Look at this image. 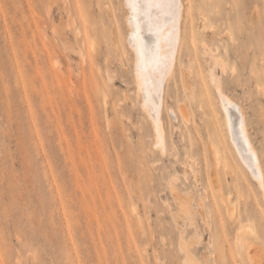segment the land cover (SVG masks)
Masks as SVG:
<instances>
[{"label": "rangeland", "instance_id": "rangeland-1", "mask_svg": "<svg viewBox=\"0 0 264 264\" xmlns=\"http://www.w3.org/2000/svg\"><path fill=\"white\" fill-rule=\"evenodd\" d=\"M182 3L161 154L122 0H0V264H187L182 242L198 264H246L245 225L264 249V191L216 91L242 107L264 181V0ZM170 183L193 200L196 228L174 221Z\"/></svg>", "mask_w": 264, "mask_h": 264}, {"label": "bare ground", "instance_id": "bare-ground-1", "mask_svg": "<svg viewBox=\"0 0 264 264\" xmlns=\"http://www.w3.org/2000/svg\"><path fill=\"white\" fill-rule=\"evenodd\" d=\"M122 3L125 8L124 19L128 29L126 41L133 56V76L135 90L139 98V106L153 126V134L156 139V145L154 146L160 149L161 154H164L168 143L166 144V132L161 120V108L164 100V88L168 78L175 71L182 43V13L184 6L182 0H138V3L143 7L141 10L134 12L129 7V0H122ZM149 3H159L161 7L149 9L147 7ZM169 4L172 6L171 9L168 7ZM80 55L84 59V54L80 53ZM108 79L112 81L110 76ZM216 91L221 102L225 126L231 139L230 142L236 148L235 151H237L244 166H246L247 170L249 169V174L254 177L257 187L264 191L263 172L260 170L252 145L246 134L242 107L240 108L236 102L224 95L219 88ZM181 111L182 116L187 119L184 108H181ZM213 152V162L218 164L219 155L215 147ZM192 165L188 166L189 170L192 169ZM228 167L230 165L226 164V168ZM232 173L229 174L231 175ZM218 177L215 169H213L211 171V182L216 191H220L222 187V185L220 187ZM254 179L252 178V180ZM177 189L174 184H169L170 194L176 204V212L173 219L176 222L181 220L187 225L196 228V208L192 205L193 200L186 195L187 193L182 194V191L180 193ZM262 193L264 194V192ZM197 208L200 217L204 222L205 220L207 222L203 198L198 200ZM178 228L180 229L179 226ZM236 234L235 243L241 262L243 261L246 264H264V249L254 229L245 225L240 227ZM181 235H183L182 232ZM182 241L184 240L181 239ZM182 244L186 253V263L198 264V260L195 259L189 250L190 242H182Z\"/></svg>", "mask_w": 264, "mask_h": 264}, {"label": "snow or ice", "instance_id": "snow-or-ice-1", "mask_svg": "<svg viewBox=\"0 0 264 264\" xmlns=\"http://www.w3.org/2000/svg\"><path fill=\"white\" fill-rule=\"evenodd\" d=\"M129 7L135 12V11L141 10L143 6H141L138 3V0H129ZM147 7L149 9H151V8H157L158 9L161 7V5L159 3H149L147 5ZM168 7H169V9H171L172 6L169 4Z\"/></svg>", "mask_w": 264, "mask_h": 264}]
</instances>
